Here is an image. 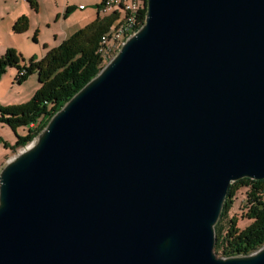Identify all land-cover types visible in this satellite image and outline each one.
I'll return each instance as SVG.
<instances>
[{"label":"water","instance_id":"obj_1","mask_svg":"<svg viewBox=\"0 0 264 264\" xmlns=\"http://www.w3.org/2000/svg\"><path fill=\"white\" fill-rule=\"evenodd\" d=\"M242 178H264V0H146L0 168V264H264L213 251Z\"/></svg>","mask_w":264,"mask_h":264},{"label":"trees","instance_id":"obj_2","mask_svg":"<svg viewBox=\"0 0 264 264\" xmlns=\"http://www.w3.org/2000/svg\"><path fill=\"white\" fill-rule=\"evenodd\" d=\"M32 10L37 11L36 0H24ZM105 0L96 4V16L92 22L82 29L74 31L59 45L49 50L36 63L30 61L27 65L21 62V57L15 50L9 48L0 56V78L8 66H13L24 73L16 74L15 81L20 83L27 74L37 72L38 89L35 90L29 101L19 105L0 106V123L9 126L15 133V142L10 147L11 152L28 145L33 137L43 129L47 120L61 108L62 105L82 86L95 76L106 59L101 57L97 50L103 36L115 28L119 17L111 13L99 15ZM146 3V0H145ZM145 3L142 15H145ZM72 8L67 7L68 12ZM27 29V17L21 15L15 19L11 31L15 34ZM35 40V37L34 39ZM25 127L26 132L17 135L16 129ZM247 187L245 199V217L251 220L249 225L240 229L236 219L229 217V211L237 189ZM264 178L250 180L242 178L234 181L228 187L226 198L222 205L215 225V245L213 251L221 257L249 255L264 245Z\"/></svg>","mask_w":264,"mask_h":264},{"label":"rangeland","instance_id":"obj_3","mask_svg":"<svg viewBox=\"0 0 264 264\" xmlns=\"http://www.w3.org/2000/svg\"><path fill=\"white\" fill-rule=\"evenodd\" d=\"M98 2L100 0H36L37 11H34L26 1L0 0V56L11 48L22 58L20 64L27 65L30 61L36 63L71 33L92 22L97 13L96 4ZM22 4L25 9L21 6ZM67 7L72 9L67 13V16H64ZM21 15L27 17V29L15 34L11 29L15 19ZM99 15L103 16L104 14L99 12ZM123 16L124 13L121 12V17ZM34 37L35 40H33ZM16 74H18L17 69L8 66L1 76L0 106H15L25 103L38 89L37 72L27 74L20 83L15 81ZM25 132V127L16 129L17 135H22ZM14 134L9 126L0 123V168L21 149H17L14 153L11 152L10 147L5 146V144H14ZM246 191L247 187L245 186L237 189L228 215L236 219V225L240 229L251 222L245 217ZM215 254L217 257H221L217 253Z\"/></svg>","mask_w":264,"mask_h":264},{"label":"bare ground","instance_id":"obj_4","mask_svg":"<svg viewBox=\"0 0 264 264\" xmlns=\"http://www.w3.org/2000/svg\"><path fill=\"white\" fill-rule=\"evenodd\" d=\"M102 14L109 15L112 13V10L104 9ZM120 17V15H117ZM135 18V6L134 5H126L125 6V17L123 20L119 19L117 21L115 28H112L111 31L102 37L99 45V49L97 53L103 57L108 58L109 55L117 49L118 41L123 42V35H129L131 33V27ZM119 26L124 28V32H119ZM115 53V52H114ZM114 55V54H113Z\"/></svg>","mask_w":264,"mask_h":264},{"label":"built area","instance_id":"obj_5","mask_svg":"<svg viewBox=\"0 0 264 264\" xmlns=\"http://www.w3.org/2000/svg\"><path fill=\"white\" fill-rule=\"evenodd\" d=\"M144 3H145V0H105L102 4L101 8L99 9V12L101 13L104 9L112 10V13H114L116 15H120L119 19L123 20V18L125 17V6L126 5H134L135 6V18H134V22H133L132 27H131V33H132L133 31H136V29H138V27L141 25V22L143 19L142 10H143ZM121 12L124 13L123 17H121ZM119 32L123 33L124 28H121L119 26ZM127 36L128 35H123V40ZM121 43L122 42L118 41V47L121 45ZM116 50H114L109 55V57L107 58V62L111 59V57L113 56V54ZM23 73H24V71L22 70L17 75L20 76Z\"/></svg>","mask_w":264,"mask_h":264},{"label":"crops","instance_id":"obj_6","mask_svg":"<svg viewBox=\"0 0 264 264\" xmlns=\"http://www.w3.org/2000/svg\"><path fill=\"white\" fill-rule=\"evenodd\" d=\"M22 2H24V0H21ZM22 7L24 6L23 4L21 5ZM24 8V7H23ZM25 9V8H24ZM17 17V16H16ZM16 17H14V18H16ZM64 40V39H63Z\"/></svg>","mask_w":264,"mask_h":264}]
</instances>
